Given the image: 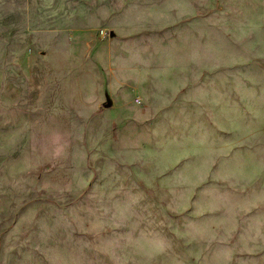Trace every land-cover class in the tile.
I'll list each match as a JSON object with an SVG mask.
<instances>
[{
	"label": "rangeland",
	"instance_id": "374dc122",
	"mask_svg": "<svg viewBox=\"0 0 264 264\" xmlns=\"http://www.w3.org/2000/svg\"><path fill=\"white\" fill-rule=\"evenodd\" d=\"M0 264H264V0H0Z\"/></svg>",
	"mask_w": 264,
	"mask_h": 264
}]
</instances>
